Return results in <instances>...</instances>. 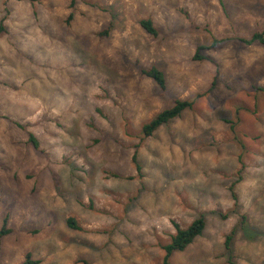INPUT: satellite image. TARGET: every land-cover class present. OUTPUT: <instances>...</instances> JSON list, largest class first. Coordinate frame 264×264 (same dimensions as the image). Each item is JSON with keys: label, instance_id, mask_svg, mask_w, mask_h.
<instances>
[{"label": "clouds", "instance_id": "1", "mask_svg": "<svg viewBox=\"0 0 264 264\" xmlns=\"http://www.w3.org/2000/svg\"><path fill=\"white\" fill-rule=\"evenodd\" d=\"M0 264H264V0H0Z\"/></svg>", "mask_w": 264, "mask_h": 264}]
</instances>
